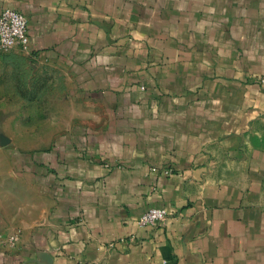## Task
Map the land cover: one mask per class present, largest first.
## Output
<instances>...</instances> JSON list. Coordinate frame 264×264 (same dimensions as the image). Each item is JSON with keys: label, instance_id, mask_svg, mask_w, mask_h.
I'll list each match as a JSON object with an SVG mask.
<instances>
[{"label": "crops", "instance_id": "1", "mask_svg": "<svg viewBox=\"0 0 264 264\" xmlns=\"http://www.w3.org/2000/svg\"><path fill=\"white\" fill-rule=\"evenodd\" d=\"M5 7L0 264H264V0Z\"/></svg>", "mask_w": 264, "mask_h": 264}, {"label": "built area", "instance_id": "2", "mask_svg": "<svg viewBox=\"0 0 264 264\" xmlns=\"http://www.w3.org/2000/svg\"><path fill=\"white\" fill-rule=\"evenodd\" d=\"M28 44L29 34L26 16L16 8H3L0 11V52L13 47L27 48ZM261 81L264 82V79ZM170 172L171 168L164 169L165 174H169ZM166 214L165 208L150 207L140 214L137 223L140 226L161 224ZM15 240V236L9 238L10 242H14Z\"/></svg>", "mask_w": 264, "mask_h": 264}]
</instances>
